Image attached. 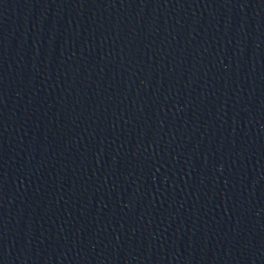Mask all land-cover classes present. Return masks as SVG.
Here are the masks:
<instances>
[{
	"label": "water",
	"instance_id": "water-1",
	"mask_svg": "<svg viewBox=\"0 0 264 264\" xmlns=\"http://www.w3.org/2000/svg\"><path fill=\"white\" fill-rule=\"evenodd\" d=\"M0 264H264V0H0Z\"/></svg>",
	"mask_w": 264,
	"mask_h": 264
}]
</instances>
